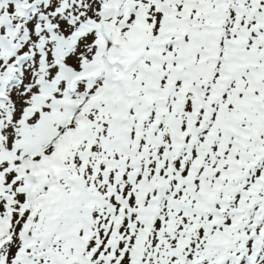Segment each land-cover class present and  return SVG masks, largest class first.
Wrapping results in <instances>:
<instances>
[{
  "label": "snow or ice",
  "instance_id": "obj_1",
  "mask_svg": "<svg viewBox=\"0 0 264 264\" xmlns=\"http://www.w3.org/2000/svg\"><path fill=\"white\" fill-rule=\"evenodd\" d=\"M0 264H264V0H0Z\"/></svg>",
  "mask_w": 264,
  "mask_h": 264
}]
</instances>
